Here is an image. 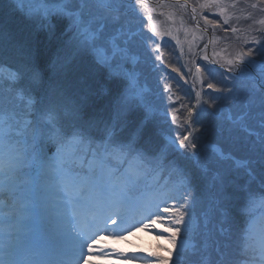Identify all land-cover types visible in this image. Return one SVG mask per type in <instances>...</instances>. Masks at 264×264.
<instances>
[{
    "label": "snow or ice",
    "instance_id": "1",
    "mask_svg": "<svg viewBox=\"0 0 264 264\" xmlns=\"http://www.w3.org/2000/svg\"><path fill=\"white\" fill-rule=\"evenodd\" d=\"M210 2L219 6L222 0ZM142 3L143 0H136V5ZM5 4L10 14L20 13L36 25L37 31L47 32L49 39L55 34L54 17L67 21L65 35H71L58 48L54 58L45 59L39 53L34 35L17 37L0 25V37H7L9 45L22 57L21 68L0 78V102L3 105L0 107V149L13 141L24 145L8 162L0 151V177L9 178L7 183L0 181V187L8 189L21 177L26 178L32 191L17 201L16 210L21 214L35 211L50 189L56 190L62 207L81 203L85 194L83 190L75 193L71 168L47 163L46 143L51 141L56 144L57 156L62 153L64 145H71L77 151L85 144L91 149L94 143L99 148H107L130 111L147 109V102L142 94L135 91V79L128 71L129 60L133 56L131 49L115 38H105L109 26L122 27L119 0H0V10ZM192 11L195 13L196 9ZM204 19L209 22L207 17ZM69 46L71 54L66 51ZM80 52L91 55L92 66L79 70L76 85L69 87L54 79L58 69L70 64ZM229 64L232 67L228 71L233 74L229 86L220 88L216 83L209 82L207 87L227 93L233 102L239 100L243 103L245 110L238 120L239 128L245 135L242 138L233 137L234 130L229 129V136L256 159L239 161L231 153L218 151L216 163L234 160L237 168L243 167L247 175L254 179L249 165L258 161L264 182V43L255 51L250 48L241 52L237 61H229ZM196 71L199 73L201 69L197 67ZM112 82H121L122 89L113 93L109 87ZM109 106V119L100 118L99 114ZM94 129L102 133L98 139L92 135ZM140 131L137 130L138 133ZM197 141L198 138L187 132L178 144L175 139L171 143L193 158L200 167V145ZM25 163L26 169L21 167ZM236 191L228 173H221L211 164L200 168L197 177L184 176L176 188L177 194L169 197L174 201L173 205L165 204L164 207V211H170L174 217L171 224L163 229L169 234L166 238L173 247L165 249L167 256L157 257L158 264H233L227 238L231 224L229 207ZM99 194L103 195V190ZM112 195L115 196V193ZM26 199L31 200L32 205L21 207ZM252 199L254 197L249 194L248 200ZM260 200L264 202V196ZM52 203L50 210L57 211L56 202ZM157 209L145 218L148 223L138 222L142 228L148 229L157 221L164 223L159 205ZM117 217L123 224L125 218L119 210L114 213L112 223H117ZM3 222L5 226L0 229V264H86L87 255L99 238L96 232L87 234L80 226L75 207L70 217L71 231L64 241L54 245H34L29 239L13 234L9 226L15 223L18 233L21 223L15 216H5ZM133 227L135 225L128 230ZM115 235L124 238L123 230ZM247 241L246 230L245 254L249 248ZM53 255L54 260L51 258ZM260 256L264 258V241L260 244Z\"/></svg>",
    "mask_w": 264,
    "mask_h": 264
},
{
    "label": "rangeland",
    "instance_id": "2",
    "mask_svg": "<svg viewBox=\"0 0 264 264\" xmlns=\"http://www.w3.org/2000/svg\"><path fill=\"white\" fill-rule=\"evenodd\" d=\"M195 1H198L196 7H203L204 0ZM121 3L119 0L120 6ZM207 6L208 9L201 11V20L217 32L212 38L211 47L215 52L212 55L213 59L232 67L229 61L238 59L241 52H247L250 48L255 51L261 43H264V29H262L264 23L256 21L248 25L246 22L251 18L264 19V0H222L219 6L211 2ZM129 9L130 7L124 2V6L121 7L122 27L109 26L105 32V38L108 40L115 38L121 45L131 49L133 56L129 60L128 71L135 79V91L144 96L147 109L135 108L121 123L120 130L116 133L112 143L108 145L107 150V152L110 150L118 152L117 155L113 154V157L109 154V159L114 160L108 163L106 159L103 163L104 168L100 171L102 160L98 158L100 148L96 143L91 149L86 144L81 146L88 153L80 151V148L77 151L71 145H64L59 156L55 154L50 157L47 163L71 168L75 178V193L83 190L85 194L81 203L69 204L66 208L61 206L56 190L50 189L41 198L42 202L38 203L35 211L21 214L16 210L17 201L32 191L31 186L26 183V178L21 177L8 189L0 187V229L5 226L3 222L5 216H15L21 221L19 232L17 233L15 223L9 226V230L13 234L29 239L32 243L43 237H47L54 244L64 241L71 231L70 217L73 207L79 216L80 226L86 233L88 227L83 225V222L90 213L92 216L87 217L86 220L93 226L92 229L95 228V231L98 227L115 226L113 240L103 239L99 233V238L93 244L91 253L87 255L86 264H151V262L158 264L157 253L167 256L165 249L173 247L166 238L169 234L163 231L164 227L169 226L174 219L170 211H164L165 204L173 205L174 201L169 197L177 194L176 188L179 181L184 176H199L202 167L211 164L221 173L227 172L228 176L235 177L236 179L232 180L234 183L244 180L246 184H252L257 180L261 194L254 193L255 188L249 187V184L243 187L247 198L249 194L254 197L251 201H255L257 196L262 197L261 195L264 194L262 188L264 186H261L264 184L261 180V165L258 161L249 165L253 169L254 179L247 175L243 167L237 168L234 160L216 163L218 151H223L225 154L231 153L235 160H255L256 158L248 151L243 156L232 152L231 148L239 143L237 140L233 143L227 139L228 130H234L233 136L242 138L245 135L239 128L238 120L245 109L241 101L233 102L227 97V93L216 92L207 87L209 82H213L217 84V87L226 88L233 75L207 61L208 56L205 50L207 37L199 30H191V26L185 23L184 18L175 17V14L170 11L171 17L164 16L165 22H160L162 12L160 10L140 9L133 6L131 13L128 14ZM154 13L156 15L149 16ZM186 13L189 14L188 11ZM15 14L21 16L26 23H33L20 13ZM204 17H207L209 22H206ZM190 21L192 22V19ZM53 23L56 25L55 32L58 33L53 45H56L58 50L65 41L69 40L71 34L65 35L66 20H58L54 17ZM149 23H151L150 27ZM250 28L255 31L245 32L240 40H226L225 36L219 34L220 31L224 32L222 34L234 32L233 29L240 33ZM45 33L49 38L48 33ZM32 35L36 36L37 32ZM189 36L194 47L193 50L187 52L186 40ZM66 51L71 54V46ZM72 62L77 66L80 62L84 66L91 67L92 57L88 52H80L75 55ZM199 62L200 64L195 67V63ZM197 67L201 69V72L196 71ZM194 69L195 74H193ZM112 83L116 84L111 86L113 92L119 84H122L121 82ZM200 87L205 94V98L202 99H198L196 92V89ZM190 110L191 116L189 115ZM157 113L160 115L158 116ZM109 117L110 110L108 119ZM138 129L142 131L137 133ZM131 131V135L128 136ZM187 132H191L193 137L198 138L200 167L183 150H180L177 157L181 158L184 164H179L176 158L172 159L173 153L170 150L168 139L171 141L175 139L178 144L179 139ZM119 133L120 137L117 138ZM136 133L137 139L135 140ZM121 134H126V137ZM92 135L98 139L102 133L94 129ZM142 135L143 137L149 136L154 147L152 151L154 155L148 154L151 157L144 156L146 152L136 147ZM130 140H133L131 144H129ZM228 144L232 147H228ZM22 147L24 145H18L13 141L6 144L0 151L5 161L8 162L17 155L16 150ZM127 156L132 159L127 160ZM21 167L26 169L27 164H22ZM164 174L167 177L163 180ZM0 181L7 183L9 178L0 177ZM101 190H103V195L99 194ZM137 192H139L138 196L131 197ZM113 193L115 196L112 195ZM117 201L129 207L125 215H122L126 216L123 224L120 223L118 217L117 223H112L114 213L117 211L115 207ZM52 202H56L57 211L50 210L53 206ZM255 204L251 210L255 212L253 217L258 213L259 217L255 222L260 228L254 231L250 226V230L247 229L249 248L244 264H264V258L260 256V244L264 241V202L258 198ZM31 205L32 201L26 199L21 207ZM157 205H159L160 216L164 223L157 221L148 229L142 228L138 222L148 223L145 218L149 217L150 213L157 212ZM5 208L7 211H4ZM230 210L229 214L233 219L235 213L232 209ZM41 222L42 224L48 223V225L43 228ZM131 225L135 227L128 230ZM121 230H123V239L115 235ZM223 239L221 237L222 241ZM89 243L92 242L89 241ZM149 247L155 252L154 259L148 256ZM159 248L163 250L160 251Z\"/></svg>",
    "mask_w": 264,
    "mask_h": 264
},
{
    "label": "trees",
    "instance_id": "3",
    "mask_svg": "<svg viewBox=\"0 0 264 264\" xmlns=\"http://www.w3.org/2000/svg\"><path fill=\"white\" fill-rule=\"evenodd\" d=\"M124 2V1H123ZM210 0H205L204 1V5L207 4L209 5ZM8 8V6H7ZM5 8H2V10H0L1 12V16H0V25H3V28L11 33L14 36H20V35H26V34H31V32H29V25L27 24L26 21L20 16L14 14H10L7 13V16L5 14ZM260 22V21H264V19L260 18L257 20V18H251L246 20V22L248 23V25L252 24V23H256ZM252 30V28H250ZM262 29H264V25L262 24ZM224 33V32H223ZM222 36H225L226 40H231V39H242L243 37L242 32H228L227 34H221ZM35 40H36V46L39 49V53L40 55L45 58V59H52L55 57V54L57 52V48L56 45H53V42L57 40L56 35L55 37H52V39L50 40L49 38H47V35L45 34H41L38 33V35L35 36ZM0 42L6 47L5 51L2 52V50H0V62L5 63V64H11L14 63V67L19 69L22 66V57L21 54L19 52H17L16 50H14L8 43L7 37H0ZM69 69V72H71L73 75H76L75 78L78 79L80 72L79 70L81 69L79 66L77 65H73L71 66ZM69 72H67V74H69ZM58 74V71L57 73ZM70 75V74H69ZM56 75H54V79ZM77 83L74 82L72 84V87L75 86ZM99 117L102 118V113L99 114ZM103 119V118H102ZM98 130V129H97ZM99 131V130H98ZM237 208V207H236ZM235 208V223L239 226L242 225V227L245 225V223L248 220L247 214H244V212L242 211H237ZM228 252H229V256L230 259L233 261V264H242V261L245 259L246 254L244 253V251L240 248V247H236L235 245H229L228 246ZM240 253H242L240 255Z\"/></svg>",
    "mask_w": 264,
    "mask_h": 264
},
{
    "label": "bare ground",
    "instance_id": "4",
    "mask_svg": "<svg viewBox=\"0 0 264 264\" xmlns=\"http://www.w3.org/2000/svg\"><path fill=\"white\" fill-rule=\"evenodd\" d=\"M121 209L123 210L122 213L125 214L126 211L129 209V207H128L127 205H124ZM4 211H7V209L5 208ZM255 220H256V219H254V220L252 221V223H251V228L254 229V231H257V229H259L260 226H259L258 224H256ZM107 237H110V232H107Z\"/></svg>",
    "mask_w": 264,
    "mask_h": 264
}]
</instances>
